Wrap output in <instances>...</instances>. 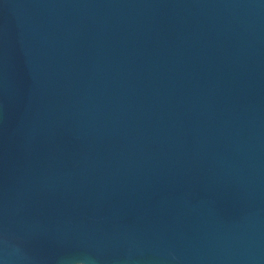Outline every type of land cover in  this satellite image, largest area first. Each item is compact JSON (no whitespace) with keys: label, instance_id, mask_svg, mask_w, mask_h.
Instances as JSON below:
<instances>
[{"label":"water","instance_id":"water-1","mask_svg":"<svg viewBox=\"0 0 264 264\" xmlns=\"http://www.w3.org/2000/svg\"><path fill=\"white\" fill-rule=\"evenodd\" d=\"M0 264H264V0H0Z\"/></svg>","mask_w":264,"mask_h":264}]
</instances>
